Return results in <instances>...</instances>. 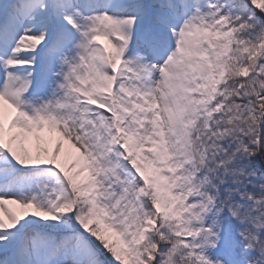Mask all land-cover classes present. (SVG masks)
<instances>
[{"label": "snow or ice", "instance_id": "1", "mask_svg": "<svg viewBox=\"0 0 264 264\" xmlns=\"http://www.w3.org/2000/svg\"><path fill=\"white\" fill-rule=\"evenodd\" d=\"M0 264H264V0H0Z\"/></svg>", "mask_w": 264, "mask_h": 264}]
</instances>
